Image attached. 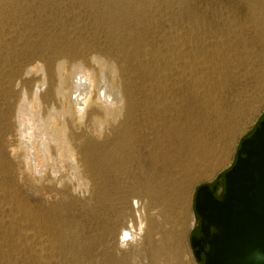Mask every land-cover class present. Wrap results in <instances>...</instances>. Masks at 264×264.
<instances>
[{"label": "rangeland", "instance_id": "374dc122", "mask_svg": "<svg viewBox=\"0 0 264 264\" xmlns=\"http://www.w3.org/2000/svg\"><path fill=\"white\" fill-rule=\"evenodd\" d=\"M96 54L135 82L138 133L148 96L177 82L181 154L192 142L210 150L195 169L153 166L144 152L86 188L24 172L1 114L32 86L27 71ZM263 119L264 0H0V264H203L190 243L200 234L196 191L223 189ZM140 220L121 243L120 230Z\"/></svg>", "mask_w": 264, "mask_h": 264}, {"label": "bare ground", "instance_id": "6f19581e", "mask_svg": "<svg viewBox=\"0 0 264 264\" xmlns=\"http://www.w3.org/2000/svg\"><path fill=\"white\" fill-rule=\"evenodd\" d=\"M123 72L122 65L97 54L72 63L60 60L48 67L37 64L27 71L32 74V86L21 89L16 102L1 114L7 123L4 131L17 141L11 154L24 172L49 186L71 183L86 188L90 178L101 179L108 168H126L144 152L153 166L170 165L188 172L206 158L210 150L198 153L197 142L191 143L186 159L181 154L177 82L170 88L165 85L160 100L150 95L145 100L144 116L139 118L145 131L132 128L138 120L135 82H128ZM12 168L6 167L8 171ZM142 223L139 228L121 229L119 241L124 244L136 237Z\"/></svg>", "mask_w": 264, "mask_h": 264}, {"label": "water", "instance_id": "95a60500", "mask_svg": "<svg viewBox=\"0 0 264 264\" xmlns=\"http://www.w3.org/2000/svg\"><path fill=\"white\" fill-rule=\"evenodd\" d=\"M194 209L200 236L190 243L199 263L253 264L264 253V119L241 141L223 189L200 186Z\"/></svg>", "mask_w": 264, "mask_h": 264}, {"label": "clouds", "instance_id": "9594fccd", "mask_svg": "<svg viewBox=\"0 0 264 264\" xmlns=\"http://www.w3.org/2000/svg\"><path fill=\"white\" fill-rule=\"evenodd\" d=\"M253 264H261V262H264V253L261 252H256L252 257H251Z\"/></svg>", "mask_w": 264, "mask_h": 264}, {"label": "flooded vegetation", "instance_id": "af4514ba", "mask_svg": "<svg viewBox=\"0 0 264 264\" xmlns=\"http://www.w3.org/2000/svg\"><path fill=\"white\" fill-rule=\"evenodd\" d=\"M198 236H200V234Z\"/></svg>", "mask_w": 264, "mask_h": 264}]
</instances>
